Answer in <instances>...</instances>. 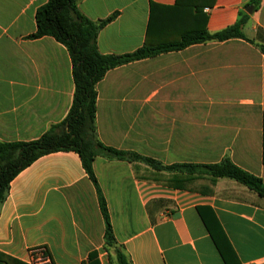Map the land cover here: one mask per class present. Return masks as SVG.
I'll return each mask as SVG.
<instances>
[{
	"label": "crops",
	"instance_id": "crops-1",
	"mask_svg": "<svg viewBox=\"0 0 264 264\" xmlns=\"http://www.w3.org/2000/svg\"><path fill=\"white\" fill-rule=\"evenodd\" d=\"M252 1L217 0L203 10L209 33L249 15L245 40L198 43L107 72L97 85L99 140L163 166L229 158L264 182V0L258 8ZM48 2L0 0V144L36 141L72 108L68 48L50 36L30 38ZM177 4L77 0L93 22L116 15L97 38L99 52L113 56L179 43L186 24ZM94 171L130 264H264V198L237 181L104 156ZM202 214L220 223L232 249L228 261ZM105 232L79 154H48L12 181L0 206V264H31V250L42 246L52 264H119Z\"/></svg>",
	"mask_w": 264,
	"mask_h": 264
},
{
	"label": "trees",
	"instance_id": "trees-1",
	"mask_svg": "<svg viewBox=\"0 0 264 264\" xmlns=\"http://www.w3.org/2000/svg\"><path fill=\"white\" fill-rule=\"evenodd\" d=\"M216 1L178 0L177 10L183 15L186 24L180 42L162 47L145 46L134 53L122 56L102 55L97 47L99 32L113 21L116 15L104 21L93 22L79 11L77 0H49L41 7L36 15L37 32L30 38L50 36L68 48L73 61L74 101L66 119L53 126L40 139L33 142L0 144V206L8 197L12 181L39 158L62 151L76 152L98 191L100 208L106 224V245L116 248L119 264H130L124 253L117 248L107 202L95 175L94 162L98 156L144 162L157 171L183 172L191 176L209 177L213 181L220 178L232 179L264 198L263 180L240 168L229 158L216 164L163 166L137 153L107 147L99 140L97 134V85L110 70L163 52L182 50L198 43L246 39L244 28L249 21V15L246 13H241L237 23L225 30L217 33L207 31L208 17L203 14V10L205 7L213 6ZM251 4L258 8L261 0H253ZM261 50L264 52V47H261ZM200 212L202 213L201 209ZM202 215L215 244L228 261L232 249L220 223L215 216L209 219ZM91 258H94V254Z\"/></svg>",
	"mask_w": 264,
	"mask_h": 264
},
{
	"label": "built area",
	"instance_id": "built-area-1",
	"mask_svg": "<svg viewBox=\"0 0 264 264\" xmlns=\"http://www.w3.org/2000/svg\"><path fill=\"white\" fill-rule=\"evenodd\" d=\"M30 261L31 264H52L48 249L43 246L31 250Z\"/></svg>",
	"mask_w": 264,
	"mask_h": 264
},
{
	"label": "water",
	"instance_id": "water-1",
	"mask_svg": "<svg viewBox=\"0 0 264 264\" xmlns=\"http://www.w3.org/2000/svg\"><path fill=\"white\" fill-rule=\"evenodd\" d=\"M253 8H254L253 6L249 7V8L247 9V12L251 14V13L253 12Z\"/></svg>",
	"mask_w": 264,
	"mask_h": 264
}]
</instances>
